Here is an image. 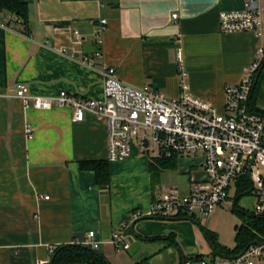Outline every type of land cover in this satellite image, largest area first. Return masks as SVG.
I'll return each instance as SVG.
<instances>
[{"label": "crops", "instance_id": "1", "mask_svg": "<svg viewBox=\"0 0 264 264\" xmlns=\"http://www.w3.org/2000/svg\"><path fill=\"white\" fill-rule=\"evenodd\" d=\"M23 1L30 35L4 25L0 16V264H51L57 247L82 244L92 230L110 264L213 259L194 217L131 220L134 212L150 210L164 185L187 192L193 179H205L202 153L173 156L176 165L162 168L157 160L173 158L147 152L137 138L129 159L109 162L103 121L87 113L84 122H74L72 108L56 103L40 110L31 101L27 109L15 92L24 85L37 97L65 90L99 100L107 64L126 84L177 98L180 50L192 92L223 112L227 84L240 83L257 49L264 48V0L261 37L220 30L219 14L244 8L247 0ZM102 18L108 24L104 57L97 61L95 30ZM255 86L251 106L264 113V65ZM89 160L109 163L108 184L82 168ZM127 223L130 249L117 250L108 241Z\"/></svg>", "mask_w": 264, "mask_h": 264}, {"label": "built area", "instance_id": "2", "mask_svg": "<svg viewBox=\"0 0 264 264\" xmlns=\"http://www.w3.org/2000/svg\"><path fill=\"white\" fill-rule=\"evenodd\" d=\"M172 16L178 18L176 13ZM219 16L220 30L224 33L248 31L262 36L260 0H247L244 8L221 12ZM107 24L108 21L102 18L95 30L98 50L94 59L97 61L104 57L101 43ZM74 36L77 40L82 39L77 31ZM177 59L181 89L177 98H170L158 90L126 84L117 76L116 68L107 64L102 66L104 97L99 100L65 90L56 97H37L24 85L17 87L15 95L27 109L31 101L34 108L40 110L50 109L54 103L72 108L74 122H84L86 114L92 113L106 124L109 162L129 159L132 142L137 138L147 152L161 158L203 154L205 179H193L187 192L164 185L162 195L145 215L132 214L133 222L146 217L198 219L210 215L229 200L231 185L244 183L246 179L256 192L255 215L264 218V114L255 111L250 101L256 77L264 63V48L257 49L255 60L245 68L240 83L227 84L223 112L192 92L180 50ZM84 60L93 65V59ZM131 223L111 234L108 242L115 249H130ZM87 236L82 245L98 250L102 242L96 239V232L92 230ZM202 264H264V235L234 257L219 255L217 259H205Z\"/></svg>", "mask_w": 264, "mask_h": 264}, {"label": "trees", "instance_id": "3", "mask_svg": "<svg viewBox=\"0 0 264 264\" xmlns=\"http://www.w3.org/2000/svg\"><path fill=\"white\" fill-rule=\"evenodd\" d=\"M0 14L2 16L3 21L10 27L14 26L23 34H27V35L31 34V23H29V9L26 1L0 0ZM157 161H158V166L162 168H173L176 165V161L174 158L159 159ZM81 164L84 170L88 169L95 172L97 181L100 184L109 183L111 177L109 172V163L107 161L89 160L87 162H82ZM238 187L241 195L249 193V191L252 188L251 183L248 179H246L244 183H239ZM255 224L256 226H260L261 224H264V218L257 217V219L255 220ZM198 225L201 226L199 222ZM202 231L206 232L207 238L216 248L215 251L213 250L212 252L213 258H216L219 255L225 257H234V255L244 252L252 242L257 241V239H259V237H257L258 236L257 232L254 233L248 230L246 232L244 231L242 236H240V240L238 241L239 245L235 247L234 250H230L227 247L221 245L220 243L219 244L217 243L216 235L213 232L209 231L205 227H202ZM76 262L87 263V264H108L106 258L98 250H94L91 247L77 243L62 245L60 247H57L54 250L53 261L51 264H65V263L76 264Z\"/></svg>", "mask_w": 264, "mask_h": 264}, {"label": "rangeland", "instance_id": "4", "mask_svg": "<svg viewBox=\"0 0 264 264\" xmlns=\"http://www.w3.org/2000/svg\"><path fill=\"white\" fill-rule=\"evenodd\" d=\"M231 187L229 200L214 213L201 216L197 221L202 227L216 235L218 244L220 243L228 249L234 250L239 245L238 241L244 231L257 232V237L262 238L264 224L260 226L255 224L257 219V215H255L256 192L252 191L241 195L238 185L233 183ZM198 227L200 228L199 225ZM202 238L205 253L213 255V247L203 233Z\"/></svg>", "mask_w": 264, "mask_h": 264}, {"label": "water", "instance_id": "5", "mask_svg": "<svg viewBox=\"0 0 264 264\" xmlns=\"http://www.w3.org/2000/svg\"><path fill=\"white\" fill-rule=\"evenodd\" d=\"M257 79H258V75H257L256 80H255V85H256ZM250 191H252V189H251ZM250 191H249V192H250ZM192 220H193V219H192ZM193 221L196 222V223L198 224V221H197L196 219H194ZM200 228L202 229V226H200ZM204 233H205V236H206V232H204ZM206 238H207V236H206ZM207 239H208V238H207ZM208 241H209V244L212 245L213 250L215 251L216 248L214 247V245L210 242L209 239H208ZM108 264H110V263H108Z\"/></svg>", "mask_w": 264, "mask_h": 264}]
</instances>
